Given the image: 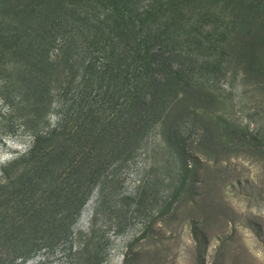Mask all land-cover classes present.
Segmentation results:
<instances>
[{
    "label": "rangeland",
    "instance_id": "obj_1",
    "mask_svg": "<svg viewBox=\"0 0 264 264\" xmlns=\"http://www.w3.org/2000/svg\"><path fill=\"white\" fill-rule=\"evenodd\" d=\"M75 9L57 6V0H0V24L21 29L32 53L50 35L57 37V24H80ZM260 18L253 16L246 38L231 54L226 51L215 83L179 91L161 115L147 111L164 121L155 122L134 146L111 147L109 138L120 137L122 128L118 121L106 123L108 110L98 102L91 107L99 110L97 123L88 130L80 119L84 106L77 107L71 93L65 101L57 99L66 82L75 93L81 89L76 66L69 70L50 58L40 71L34 54L22 70L14 66L8 89L13 103L22 101L29 126L50 129L59 118L62 133L41 145L42 152H52L22 175V183L2 186L0 180V264H264ZM80 42L76 38L75 44ZM201 73L196 77L205 79L206 71ZM3 140L0 164L28 145L26 135ZM33 239L34 251L12 262Z\"/></svg>",
    "mask_w": 264,
    "mask_h": 264
},
{
    "label": "trees",
    "instance_id": "obj_2",
    "mask_svg": "<svg viewBox=\"0 0 264 264\" xmlns=\"http://www.w3.org/2000/svg\"><path fill=\"white\" fill-rule=\"evenodd\" d=\"M81 1L57 0V6L77 8L74 20L80 24H57V37L50 35V41L33 48L32 53L28 51L33 46L25 43L21 29L0 24V107L4 110L0 112V142L5 143L3 137H28L24 152L0 164V180L5 181L2 186L22 183V175L38 167L43 157L52 152H42L41 145L52 143L62 133L59 118L53 128L32 130L29 119L20 112L25 111L20 98L13 103L8 72L14 66L22 70L29 55H35L34 66L40 71L44 64H50V58L57 59V64L64 63L69 70L73 66L80 69L81 89L75 93L74 86L69 89L71 81L66 82L65 92L57 90V99L65 101L71 93L77 107L84 106L80 108V119L88 130L97 123L99 110L91 107L98 102L99 107L108 110L104 115L106 123L114 126L118 121L122 128L120 137L109 138L111 147L122 142L134 146L155 127V122L164 121L160 115L165 107L171 108L179 91L203 90L207 81H217L220 64L229 56L226 51L231 54L232 46L246 38L253 16H260L264 22V0ZM204 28L208 29L205 33L197 32ZM76 38L81 39L78 45ZM203 70L207 80L196 77ZM92 85L95 97L91 106L88 97ZM207 93L214 99L213 94ZM42 110L40 102L34 110L37 123ZM148 110L160 115L151 116ZM129 149L133 151L134 147ZM2 195L1 200H7L6 193ZM33 240L23 255L14 256L12 262L34 251L38 243Z\"/></svg>",
    "mask_w": 264,
    "mask_h": 264
}]
</instances>
